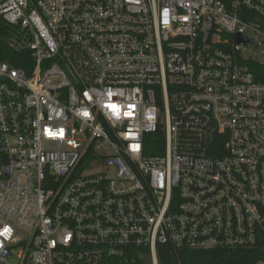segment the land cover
Listing matches in <instances>:
<instances>
[{"label": "built area", "instance_id": "built-area-1", "mask_svg": "<svg viewBox=\"0 0 264 264\" xmlns=\"http://www.w3.org/2000/svg\"><path fill=\"white\" fill-rule=\"evenodd\" d=\"M0 18L24 63L0 59V264L264 248V0H0Z\"/></svg>", "mask_w": 264, "mask_h": 264}, {"label": "trees", "instance_id": "trees-1", "mask_svg": "<svg viewBox=\"0 0 264 264\" xmlns=\"http://www.w3.org/2000/svg\"><path fill=\"white\" fill-rule=\"evenodd\" d=\"M9 26L0 18V59H7L15 66H23L22 52L8 47L3 37ZM5 33V34H4ZM7 36V35H6ZM23 53H28L26 50ZM161 264H256L264 260V248L254 249H183L173 250L168 245L159 246Z\"/></svg>", "mask_w": 264, "mask_h": 264}, {"label": "snow or ice", "instance_id": "snow-or-ice-1", "mask_svg": "<svg viewBox=\"0 0 264 264\" xmlns=\"http://www.w3.org/2000/svg\"><path fill=\"white\" fill-rule=\"evenodd\" d=\"M6 231H7V229H6Z\"/></svg>", "mask_w": 264, "mask_h": 264}]
</instances>
